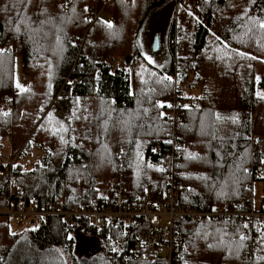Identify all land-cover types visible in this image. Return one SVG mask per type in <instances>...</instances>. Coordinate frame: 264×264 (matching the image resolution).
Listing matches in <instances>:
<instances>
[{
	"label": "trees",
	"instance_id": "1",
	"mask_svg": "<svg viewBox=\"0 0 264 264\" xmlns=\"http://www.w3.org/2000/svg\"><path fill=\"white\" fill-rule=\"evenodd\" d=\"M162 1L0 0V196L12 182L25 200L69 209L100 200L114 184L100 178L120 175L128 199L160 196L173 183L179 206L234 211L242 201L249 209L251 182L264 180V151H251L255 137L264 141V0H175L166 69L145 61L136 43ZM94 6L103 9L90 22ZM173 76L190 77L187 91H198L172 135L163 102ZM32 147L41 155L25 169L18 159ZM37 221L16 232L0 222V264H66L63 255L76 264L79 236L96 239L111 264H264V216L246 228L236 216L179 217L166 263L137 257L131 224Z\"/></svg>",
	"mask_w": 264,
	"mask_h": 264
},
{
	"label": "built area",
	"instance_id": "2",
	"mask_svg": "<svg viewBox=\"0 0 264 264\" xmlns=\"http://www.w3.org/2000/svg\"><path fill=\"white\" fill-rule=\"evenodd\" d=\"M186 81L174 83L173 94L167 103L169 111L166 114V122L171 128L172 135L178 126L180 111L187 104ZM251 151L263 153L264 141L262 138L255 137L252 140ZM12 161L10 156L4 158V163H8V165L12 164ZM247 169L258 175L262 167L250 166ZM100 181L104 182L103 179ZM174 187V184L171 183L167 191L160 196L145 194L136 199H128L122 191V180L119 177L118 180H115L111 192L103 194L101 190L98 191L100 200H92L86 206H72L69 209H63L56 202L48 200L40 202L35 198L26 200L21 198L15 185L10 182L8 194L0 196V222L6 220L8 223H20L27 218L58 216L68 224L78 219L96 227L120 223L131 224L136 228L134 243L137 257L166 263L171 260L172 247L177 239L175 226L179 217L197 221L204 216L210 218L236 216L237 223L246 228L245 225L248 227L254 218L264 216V211H257L252 206L245 210V204L242 201L234 204L238 208L237 211H200L195 208H185L177 204ZM260 204L264 207V203Z\"/></svg>",
	"mask_w": 264,
	"mask_h": 264
},
{
	"label": "rangeland",
	"instance_id": "3",
	"mask_svg": "<svg viewBox=\"0 0 264 264\" xmlns=\"http://www.w3.org/2000/svg\"><path fill=\"white\" fill-rule=\"evenodd\" d=\"M174 5L175 0H163L160 5L151 7L147 12L136 37V43L141 57L148 63L160 69H166L169 66L170 56L167 41V28L171 19V15L174 12ZM100 9H103L102 6H94L92 8L91 14L87 15V19L92 22L94 19H96V17L100 16ZM101 14L103 15V12ZM260 17L264 21V4H262L260 8ZM155 40L156 43H154ZM119 55L120 54H114L115 58L120 59ZM149 57L151 58L150 60L148 59ZM110 59L114 60V58ZM13 77L14 85H19V87H22L26 84L27 77L20 68L18 58L15 60ZM172 78V93H170L171 96L174 90V83L176 84V80L178 79L176 76H173ZM71 80L69 79V81ZM188 82L189 85H192L190 77H188L186 85L185 83L184 85L188 86ZM197 91L198 90L195 86H191V88L186 91L187 103V97L190 95H195ZM168 100L166 99L163 103L167 104ZM168 111L169 108L167 107L165 118ZM4 152L5 154L8 153L7 147L5 148ZM40 155V150L36 147H32L29 152L24 153V155L18 160L25 169H29L35 161H39ZM10 160L15 162V155H11ZM119 177L121 176L119 175L117 178L101 177L100 179H103V185H106L108 182L115 183V180H118ZM101 193H103L102 190ZM250 197L251 206L253 209H258L260 203H264V180H256L251 182ZM237 209L238 208L235 207L234 210L237 211ZM37 225V219L27 218L20 223H9V232H16L24 229H35ZM63 257L66 264H71L69 257L66 255H63ZM74 257L76 264H111L110 256L100 251L99 242L96 239L88 236H79L77 247L74 250Z\"/></svg>",
	"mask_w": 264,
	"mask_h": 264
},
{
	"label": "snow or ice",
	"instance_id": "4",
	"mask_svg": "<svg viewBox=\"0 0 264 264\" xmlns=\"http://www.w3.org/2000/svg\"><path fill=\"white\" fill-rule=\"evenodd\" d=\"M85 10H87V9H85ZM108 26L111 27L112 25L109 23ZM260 27L264 28V22H261ZM148 59L150 60L151 58L149 57ZM18 87H19V85H18ZM22 91H23V89H22ZM261 95H262V98H264V94H261ZM169 106H171V105H169ZM160 170L163 171V169H160ZM245 227H247V225H245ZM241 239L243 240V239H245V237L242 236Z\"/></svg>",
	"mask_w": 264,
	"mask_h": 264
},
{
	"label": "water",
	"instance_id": "5",
	"mask_svg": "<svg viewBox=\"0 0 264 264\" xmlns=\"http://www.w3.org/2000/svg\"><path fill=\"white\" fill-rule=\"evenodd\" d=\"M154 43H156V40L154 41ZM154 45H155V44H154ZM78 239H79V238H76V240H75V241H76V246H77Z\"/></svg>",
	"mask_w": 264,
	"mask_h": 264
}]
</instances>
